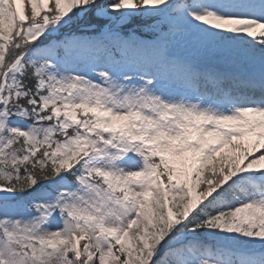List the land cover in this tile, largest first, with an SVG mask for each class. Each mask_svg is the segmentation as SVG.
Here are the masks:
<instances>
[{"label":"snow or ice","instance_id":"6c2138e0","mask_svg":"<svg viewBox=\"0 0 264 264\" xmlns=\"http://www.w3.org/2000/svg\"><path fill=\"white\" fill-rule=\"evenodd\" d=\"M0 264H264V0H0Z\"/></svg>","mask_w":264,"mask_h":264}]
</instances>
